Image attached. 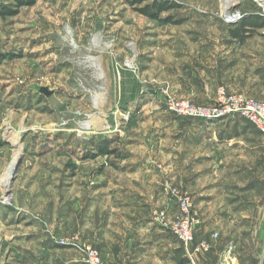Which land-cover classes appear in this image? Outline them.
Here are the masks:
<instances>
[{
    "label": "rangeland",
    "instance_id": "rangeland-1",
    "mask_svg": "<svg viewBox=\"0 0 264 264\" xmlns=\"http://www.w3.org/2000/svg\"><path fill=\"white\" fill-rule=\"evenodd\" d=\"M247 1L259 8L237 0L236 9L246 11L241 5ZM22 2L0 0V264H88L85 248H96L97 239L107 243V236L97 237L99 224L106 219L110 227L121 219L117 212L125 198L112 197L113 190L135 188L148 196L157 171L173 173L166 148L192 144L190 130L207 123L170 111L166 100L216 102L170 93L167 82L177 69L166 66L176 62L161 45L166 35L202 32L209 28L204 20H214L215 28L235 25L223 18L233 3ZM155 2L167 9L153 16L143 12ZM225 119L252 125L238 115ZM183 125L190 130L182 132ZM19 160L12 183L10 170ZM161 196L149 199L153 217L157 210L170 214ZM108 209L116 213L105 217ZM168 233V248L180 244L190 258ZM156 250L138 262L115 264H160Z\"/></svg>",
    "mask_w": 264,
    "mask_h": 264
},
{
    "label": "crops",
    "instance_id": "crops-1",
    "mask_svg": "<svg viewBox=\"0 0 264 264\" xmlns=\"http://www.w3.org/2000/svg\"><path fill=\"white\" fill-rule=\"evenodd\" d=\"M241 7L257 14L258 7L251 2ZM204 22L208 29L186 30L182 38L169 34L161 44L176 60L166 63L167 68L177 69L175 78L167 80L170 93L211 103L216 100L217 88L225 86L228 91L244 92L264 102V27L253 28V35L241 42L233 37L232 26L215 28L214 20ZM215 22L220 25L221 21L217 18ZM184 128L190 130L185 125L179 129L185 132ZM197 128L190 130L192 144L182 141L166 148L173 154V173L157 171L154 190L148 196L135 188L113 190L112 197L125 200L119 203L120 221L112 220L109 227L105 219L97 229V237H108L107 243L99 244L97 239L95 244L105 261L138 262L156 247V263L160 264H264V135L255 126L230 119ZM197 137L200 144H196ZM155 163L150 161L154 167ZM170 188L190 192L201 214L193 246L206 239L210 249L196 254L193 260L176 242L168 248L169 229L151 214L149 199L160 192L162 207L169 210L170 217L179 213ZM104 213L106 217L116 212L108 209Z\"/></svg>",
    "mask_w": 264,
    "mask_h": 264
},
{
    "label": "built area",
    "instance_id": "built-area-1",
    "mask_svg": "<svg viewBox=\"0 0 264 264\" xmlns=\"http://www.w3.org/2000/svg\"><path fill=\"white\" fill-rule=\"evenodd\" d=\"M252 1L258 4L259 11L257 14L264 19V0ZM249 14L251 13L243 11L240 8H230L223 14V18L227 23L236 25ZM166 105L170 111L176 112L181 117H195L204 119L206 122H215L223 118L238 115L264 133V103L242 93L229 92L225 87L219 88L216 102L210 106H202L173 98L167 99ZM169 192L177 201L179 214L169 218L166 210H157L154 212V218L167 226L183 244L188 256L193 260L196 254L207 252L210 249V243L206 239L200 240L196 246H193L196 230L201 223V217L194 207L193 197L190 192H181L177 188H170ZM192 246L194 248L190 252ZM85 249L88 264H112L105 262L96 248L87 246ZM202 264L231 263L226 261L217 263L204 261Z\"/></svg>",
    "mask_w": 264,
    "mask_h": 264
},
{
    "label": "trees",
    "instance_id": "trees-1",
    "mask_svg": "<svg viewBox=\"0 0 264 264\" xmlns=\"http://www.w3.org/2000/svg\"><path fill=\"white\" fill-rule=\"evenodd\" d=\"M22 1H31V0H20L21 3H24ZM144 1V0H137ZM168 4H165V2H155L151 6H148L143 12H145L149 16H153L156 12H162L167 9ZM231 33L233 37H236L240 39V41H244L247 37H250L253 35L254 30L253 28L256 27H264V19L258 15V14H249L245 19H243L240 23L236 25H232ZM101 147H98L99 150H101ZM102 151V150H101Z\"/></svg>",
    "mask_w": 264,
    "mask_h": 264
},
{
    "label": "water",
    "instance_id": "water-1",
    "mask_svg": "<svg viewBox=\"0 0 264 264\" xmlns=\"http://www.w3.org/2000/svg\"><path fill=\"white\" fill-rule=\"evenodd\" d=\"M232 5H233V6H232V9H236V8L238 7V5H239V2H237V0H236V1L233 2ZM43 91H44V90H43ZM20 163H21V160H19V161L17 162L16 166H15V171H14L13 176H12V179H11L12 183L14 182V180H15V178H16V176H17V173H18V170H19V165H20Z\"/></svg>",
    "mask_w": 264,
    "mask_h": 264
},
{
    "label": "bare ground",
    "instance_id": "bare-ground-1",
    "mask_svg": "<svg viewBox=\"0 0 264 264\" xmlns=\"http://www.w3.org/2000/svg\"><path fill=\"white\" fill-rule=\"evenodd\" d=\"M234 1H236V0H227V3H226V7L228 8V5H230V3H233ZM70 31V30H69ZM95 41H96V39H95ZM97 42V41H96ZM98 43V42H97ZM98 96V95H97ZM100 96V95H99ZM97 100V99H96ZM97 103H98V101H96ZM92 115V114H91ZM97 116V115H96ZM100 118V117H99ZM103 118V117H102ZM87 120V119H86ZM16 163V161L13 163V167L11 168L12 170H10L11 172H13L14 171V169H15V164Z\"/></svg>",
    "mask_w": 264,
    "mask_h": 264
}]
</instances>
